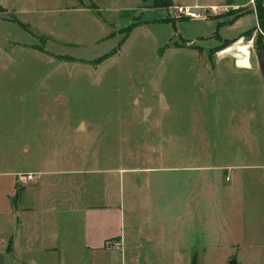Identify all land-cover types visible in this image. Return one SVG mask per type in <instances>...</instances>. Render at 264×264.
Returning <instances> with one entry per match:
<instances>
[{
  "label": "rangeland",
  "instance_id": "1",
  "mask_svg": "<svg viewBox=\"0 0 264 264\" xmlns=\"http://www.w3.org/2000/svg\"><path fill=\"white\" fill-rule=\"evenodd\" d=\"M172 1L154 7V0H22L14 13L0 10V45L12 59L0 70L8 76L0 107L10 121L0 128L1 151L25 156L28 170L74 172L70 186L85 189L88 204H100L99 187L106 186L127 207L132 179L146 202L148 184L178 183L164 167L195 158L205 167L256 146L264 155V70L257 57L264 50V25H257L254 12L238 17L240 10L211 7L225 0ZM180 4L198 5L206 16L184 18ZM248 7L254 6L249 2L243 9ZM132 22L137 26L122 44L121 30ZM245 109L257 113L249 116ZM242 115L248 131H256L253 138L235 135ZM217 172L223 179L225 172ZM68 216L72 247L28 259L92 263L80 239L84 212L75 209ZM142 216L147 218V210ZM142 232L149 228L142 226ZM131 252L124 253V263L194 259L184 250ZM223 255L224 248H212L196 259L222 264Z\"/></svg>",
  "mask_w": 264,
  "mask_h": 264
},
{
  "label": "crops",
  "instance_id": "2",
  "mask_svg": "<svg viewBox=\"0 0 264 264\" xmlns=\"http://www.w3.org/2000/svg\"><path fill=\"white\" fill-rule=\"evenodd\" d=\"M21 1L0 0V5L3 11L14 13ZM249 2L254 7L243 9ZM224 3L211 7L240 10V16L248 11L257 14L256 0ZM0 50L10 57L1 45ZM8 64L0 61V70ZM6 80L8 76L0 73L1 91ZM243 111L249 116L257 113L254 109ZM239 117L241 126L235 135L253 138L256 131L250 133L244 125L245 115ZM9 123L6 108L0 107V128ZM21 124L24 122H18L19 128ZM252 148L205 167L197 164L196 158L193 163L164 167L162 172L177 175L172 179L178 183L172 185L170 179H163L161 186L148 184L146 202L139 193L141 187L132 179L127 207L116 199V194L108 193L106 186L99 187L100 204H88L85 189L75 191L70 186L73 177L69 175L74 172L28 170L25 156L19 152L4 154L0 147V264H37L28 257L59 255L70 249L74 233L68 213L75 209L84 212L80 239L91 253V264H127L124 253L128 249L138 255L144 248L162 255L184 250L189 257L194 255L192 264H198V254L205 256L212 248H224L222 264H264V155L257 146ZM156 169L150 168V172ZM219 170L225 172L223 179ZM29 174L32 179H22ZM128 209L133 212L130 218ZM146 210L148 216L144 218ZM144 225L149 228L146 234L141 233Z\"/></svg>",
  "mask_w": 264,
  "mask_h": 264
},
{
  "label": "trees",
  "instance_id": "3",
  "mask_svg": "<svg viewBox=\"0 0 264 264\" xmlns=\"http://www.w3.org/2000/svg\"><path fill=\"white\" fill-rule=\"evenodd\" d=\"M171 4H172L171 0H154L153 6L154 7H163V6L166 7V6L171 5ZM93 7H96V6L93 5ZM0 10H3V7L1 5H0ZM256 12H257V17H258V25H260V24L264 25V3H263V0H256ZM239 16L240 15H238V17ZM238 17H236V18H238ZM21 24L24 25L22 22H21ZM219 25H221V23ZM136 26H137V24L135 22H132L131 24H129L128 26H126L125 28H123L121 30V32L124 34V37L121 40L122 44L126 41L128 36L130 35V33L133 31V29ZM254 28H256V27H254ZM248 32H249V30L246 31L245 33H248ZM227 40L231 41V39H227ZM118 46H121V43ZM116 51L113 50L111 53L114 54V53H116ZM108 54H110V53H106L103 57L108 56Z\"/></svg>",
  "mask_w": 264,
  "mask_h": 264
},
{
  "label": "built area",
  "instance_id": "4",
  "mask_svg": "<svg viewBox=\"0 0 264 264\" xmlns=\"http://www.w3.org/2000/svg\"><path fill=\"white\" fill-rule=\"evenodd\" d=\"M199 7H194V6H188V5H179L178 6V12L179 14L184 17V18H191V19H197V18H202L206 16V13H204L203 15L201 13H199L196 9ZM243 40L240 38V40L238 41L239 43H241ZM33 175L29 174L27 176H23L22 179H32ZM119 245V244H118Z\"/></svg>",
  "mask_w": 264,
  "mask_h": 264
},
{
  "label": "water",
  "instance_id": "5",
  "mask_svg": "<svg viewBox=\"0 0 264 264\" xmlns=\"http://www.w3.org/2000/svg\"><path fill=\"white\" fill-rule=\"evenodd\" d=\"M257 57L260 63V67L262 70H264V50L259 51L257 53ZM10 57L2 50H0V61L4 62L5 64H8L10 62ZM149 109H147L148 111Z\"/></svg>",
  "mask_w": 264,
  "mask_h": 264
}]
</instances>
